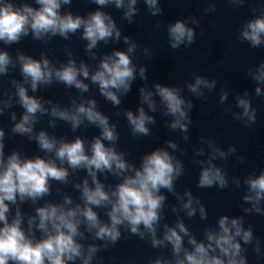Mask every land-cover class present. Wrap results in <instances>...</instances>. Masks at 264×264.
<instances>
[{
    "label": "clouds",
    "instance_id": "obj_1",
    "mask_svg": "<svg viewBox=\"0 0 264 264\" xmlns=\"http://www.w3.org/2000/svg\"><path fill=\"white\" fill-rule=\"evenodd\" d=\"M93 2L100 6L114 2L117 8H124V0H93ZM144 2L151 10V15L161 14V9L157 6L158 0H144ZM35 3L40 7L34 8L27 3L17 6L11 0H0V41L7 44L16 43L22 36H27L29 31L35 39H40L46 34L59 35L67 39L69 33H76L82 28V38L88 41L87 49L90 51L96 47L98 41L107 42L113 36L117 40L120 38L121 33L112 17L102 11L97 10L84 18L79 15L74 16L70 12L60 14L61 5L70 4L71 0H35ZM136 3L137 0H128L124 18L129 22L137 12ZM230 3L242 5L244 0H230ZM192 22L196 23L195 20ZM167 31L172 49H178L181 45L189 46L195 40L194 29L187 26L183 20H177L169 25ZM240 40L247 41L251 48L264 45V14L247 21L240 33ZM124 41L129 45L127 51H115L112 55L105 56L99 68L90 77L92 83L98 85L101 95L114 105H119L121 102L117 92L121 95L126 94L130 90L131 82L136 78V68L129 53L135 52L137 45L131 43L128 37H124ZM18 60L20 72L25 82L30 81L33 92L37 90L38 85L51 84L53 78L68 87L74 86L82 92L88 91V85L78 79V76H83L85 79L90 76L88 67L83 63L77 68L74 61H69L66 66L56 69L49 66L47 59L35 60L20 55ZM10 64L12 60L8 53L0 52V75L8 74ZM145 72L146 69L141 67L139 75L142 79H146ZM247 75L258 85L264 84V62L260 63L255 71L249 68ZM13 84L16 87L19 104L25 111L12 130L22 135L31 134L36 114L46 113L48 109L43 107L38 98L30 96L23 84L16 81H13ZM154 87L155 95L164 106L166 115L174 118L170 127L187 133L188 124L191 123L188 113L193 107L192 103L186 102L180 95V88L159 83ZM215 87L216 80L201 76H196L194 83L187 84L188 90L198 98L204 95L202 89L211 90ZM140 92L142 102L147 104L150 110L155 111L156 101L153 92L143 88ZM255 93L257 96L264 95L259 86L255 88ZM227 95V92L221 94V103L227 99ZM247 97L248 94L245 92L243 97L237 98V107L242 111L234 114V118L242 121L245 126L255 124L257 120V110L252 107L251 100ZM50 114L69 121L73 130L81 124V117L86 118L89 124L101 129V137L94 139L91 144V155L86 153L84 141L79 137L72 142H65L49 137L44 131L35 136L41 150L54 151L56 159L62 164L66 162L73 170L86 169L94 187L89 186L88 180H84L82 185H77L81 190L83 207L76 204L75 207L65 208V204L72 203L69 197H65L63 204L48 203L38 207L36 216L28 218L30 234H26L21 226L23 220L19 208L9 222L7 216L9 204L6 201L15 204L17 197L21 202L25 199L35 201L42 198L49 193L50 179L67 183L69 173L66 168L57 166L54 160L40 157L21 159L18 152H13L5 161L2 143L4 132L0 130V223H2L0 264H9V261L13 264H67L68 261H74L77 258L82 259V264H91L98 247L89 245L85 252L84 246L77 242L76 237L84 238V233L80 231L81 224H84L89 232L95 229L96 239L108 240L112 244H116L121 238L118 226L125 224L129 227L131 234L143 239L145 232L140 230L142 225L151 235L153 247L160 246L166 241L172 245L173 254L178 255L183 245L181 233H188L184 224L178 223L176 227L165 226L163 240L156 238V226L160 221V210L165 201V197L159 194L160 189L173 191L174 181L183 174L181 163L174 162L173 156L163 149H157L145 155L139 168L127 163L123 153L117 152L114 147L105 146L103 141L115 142L118 135L115 126L109 125L108 118L96 110L95 100H90L88 106L81 104L75 112L53 107ZM126 117L134 136H147L149 134L147 125L155 122L153 117L146 114L143 107L138 109V114L128 111ZM12 119H16L15 114ZM185 139H187L186 136ZM210 146H212L211 143ZM169 147L175 149L177 146L169 141ZM212 147L213 152L207 161V166L200 172L198 187L218 186L224 189L228 183L225 174L212 161L217 158L226 159L236 149L230 147L228 152H225L218 147ZM105 171L117 176L129 171L133 174L125 175L123 181L109 193L96 178L97 172ZM246 183L249 191L254 195L244 197L246 202L252 203V208L245 211L261 213L262 209L258 205L261 200H264V172L255 178L249 176ZM186 195L188 201L183 204V207L188 210L187 215L191 217L195 215L196 209L192 207L191 194L186 193ZM196 203L199 204V201L197 200ZM93 206L108 208L107 216L110 223H103L97 212L93 210ZM199 212L204 218L205 209L200 207ZM37 218L38 223H36ZM34 224L35 228L43 234L42 239L34 238ZM218 227V231L206 232L207 244L189 237L193 250L185 251L184 259L176 260L175 264H185V261L187 264H247L245 257L241 255L243 249L237 237L247 245L253 240L252 230L242 227L241 218L230 219L226 215L219 218ZM255 250L258 252L259 248ZM210 252H218V254L210 255ZM154 264H162V261L157 259Z\"/></svg>",
    "mask_w": 264,
    "mask_h": 264
}]
</instances>
